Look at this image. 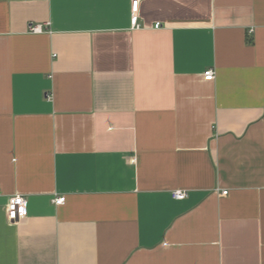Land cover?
<instances>
[{
    "label": "crops",
    "instance_id": "crops-1",
    "mask_svg": "<svg viewBox=\"0 0 264 264\" xmlns=\"http://www.w3.org/2000/svg\"><path fill=\"white\" fill-rule=\"evenodd\" d=\"M130 5L0 0V264H264V0Z\"/></svg>",
    "mask_w": 264,
    "mask_h": 264
},
{
    "label": "built area",
    "instance_id": "built-area-1",
    "mask_svg": "<svg viewBox=\"0 0 264 264\" xmlns=\"http://www.w3.org/2000/svg\"><path fill=\"white\" fill-rule=\"evenodd\" d=\"M140 0H131V5H130V12H131V27L133 28H139L137 25V20H138V15H137V8H138V4H139ZM157 28L160 27L158 26V24L155 25ZM28 30L30 31V33H41L43 31L42 27L40 25L37 24H33L30 25L28 27ZM214 78V72L213 70H209L207 72L204 73L203 75V79L206 82H209L211 80H213ZM226 192H223L222 195H226ZM172 196L174 199L177 200H182L185 196L186 193L185 191H174L172 193ZM65 201V197L63 196H58L55 197L53 199V203L56 205H62L64 204ZM8 208H7V217L8 219H10L13 222H16L22 218H24V216L26 215V199L24 198V196L21 195H15L9 198L8 201Z\"/></svg>",
    "mask_w": 264,
    "mask_h": 264
}]
</instances>
